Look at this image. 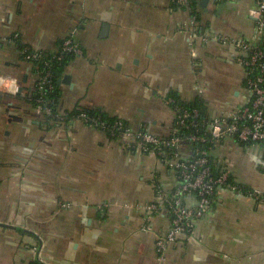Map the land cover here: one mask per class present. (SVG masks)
Wrapping results in <instances>:
<instances>
[{
    "label": "crops",
    "instance_id": "1",
    "mask_svg": "<svg viewBox=\"0 0 264 264\" xmlns=\"http://www.w3.org/2000/svg\"><path fill=\"white\" fill-rule=\"evenodd\" d=\"M192 4L0 0V76L15 78L20 90L0 101V264H264V203L229 190L216 193L192 237L162 255L156 242L170 216L143 206L157 199L155 182L171 191L176 173L79 120L49 128L32 104L39 75L24 47L55 55L71 38L84 55L71 57L59 79L70 77L58 82L62 112L96 110L133 132L168 138L176 121L170 93L202 100L210 119L243 107L236 48L192 45L190 18L214 36L252 38L256 0ZM180 153L189 157L190 149ZM211 156L217 171L228 168L236 183L264 193L262 146L225 138Z\"/></svg>",
    "mask_w": 264,
    "mask_h": 264
},
{
    "label": "built area",
    "instance_id": "2",
    "mask_svg": "<svg viewBox=\"0 0 264 264\" xmlns=\"http://www.w3.org/2000/svg\"><path fill=\"white\" fill-rule=\"evenodd\" d=\"M215 1L228 3L237 0ZM175 3L191 10L192 0H175ZM250 16L255 21L256 33L248 39H230L221 35H211L200 28L196 15L193 14L190 18L192 45H205L211 41H217L223 45H232L237 50L236 63L245 73V87L248 96L244 106L230 115L199 121L200 110H183L176 101L168 100L176 113L175 130L170 137L161 138L144 131L133 132L124 120L118 118L112 126L103 121L100 115L88 116L86 113H81L76 119L70 120V113L60 110L54 113L44 97L41 96L38 99L39 106L36 110L42 117H55L57 118L55 122L61 125L69 120H79L87 126L102 131L109 129L110 134L107 135L126 149L141 151L176 173L177 185L171 191L165 192L161 185L155 182L153 185L157 199L143 206L150 213L165 211L170 216V229L156 242L162 255L169 245L184 236L188 238L194 235L196 221L204 218L211 211L215 195L219 190L240 193L264 203V193L255 189L244 191L245 187L233 180L228 168L214 174L213 165L209 159L214 147L225 138H232L240 144L260 145L264 148V0H256V6L252 9ZM15 40H18V35L10 41ZM65 55L83 56L84 50L69 38L62 42L55 57L61 61ZM191 55L197 56L195 49H192ZM23 56L26 61L33 64L43 59L42 52H36L29 47H24ZM38 75L36 91L42 95L46 87L51 88L53 75L51 71L41 72ZM5 80L13 81L15 87L9 90L0 84V96L18 94L17 80L10 76H0V81ZM202 124L206 126V134L200 133ZM183 128L192 129V131L181 137L179 130ZM196 143L207 146L205 148L195 147ZM183 147L190 149L189 157L181 156L180 149ZM191 196L196 200L194 205L187 203L188 197Z\"/></svg>",
    "mask_w": 264,
    "mask_h": 264
},
{
    "label": "trees",
    "instance_id": "3",
    "mask_svg": "<svg viewBox=\"0 0 264 264\" xmlns=\"http://www.w3.org/2000/svg\"><path fill=\"white\" fill-rule=\"evenodd\" d=\"M193 3H194V0H193ZM194 5H196V4H194ZM194 5L192 4V6H194ZM42 55H43V59L40 61L34 62V67L37 69L38 73L51 71V73L53 75L51 88L46 87V89L44 90L42 95L38 91H36V94L33 97V103L32 104L34 105L35 108H37L39 106L38 105V99L42 96L49 103V105L53 109L54 113H57L60 110V97H61L60 86H59L58 82H59V79L64 72V69H65V66H66L68 60L71 57H73V55H65L64 59L61 61L56 59L55 55H53V54L42 53ZM168 100L176 101L177 105L179 107H181L183 110H188V109L189 110H192V109L200 110L199 121L211 120L210 117L207 115L205 103L200 99H197L196 101L191 102V103H187L184 101H180L178 95H176L175 93H170ZM81 113H86L88 116L100 115L102 117L103 121L108 122V124L110 126H112V124H114L115 119H117V118H111L107 114L102 113V112H97L96 110H76L75 112L69 114L70 120H72L74 118L76 119L79 115H81ZM70 120L68 122H70ZM55 121H57V118H55V117H46V122L48 123V125H50L49 128L53 127V125H51V122H55ZM205 129H206V126H204L202 124V127L200 129V133L206 134ZM190 131H192V129H185V128L180 129L179 135L181 137H183L184 135H186ZM103 132H105L108 135L110 134L109 129H107L106 131H103ZM194 145H195V147H204V148L207 146L206 144H199V143H196ZM209 159L211 160V163L213 165V168H212L213 173L216 174L217 170H216V168H214L215 162L213 161L211 154H210ZM244 187H245L244 191L251 190V188H249L247 186H244ZM213 206H214V202H213ZM35 264H39V263H35Z\"/></svg>",
    "mask_w": 264,
    "mask_h": 264
},
{
    "label": "clouds",
    "instance_id": "4",
    "mask_svg": "<svg viewBox=\"0 0 264 264\" xmlns=\"http://www.w3.org/2000/svg\"><path fill=\"white\" fill-rule=\"evenodd\" d=\"M0 84H2L3 87L8 88L9 90L15 87V83L13 81H0Z\"/></svg>",
    "mask_w": 264,
    "mask_h": 264
},
{
    "label": "water",
    "instance_id": "5",
    "mask_svg": "<svg viewBox=\"0 0 264 264\" xmlns=\"http://www.w3.org/2000/svg\"><path fill=\"white\" fill-rule=\"evenodd\" d=\"M206 2H207V1H206ZM222 8H223V5H219V11L222 10ZM69 80H70V77L67 76V77H65L64 80H60L59 83H60V84H61V83L67 84V83L69 82ZM19 91H20V90H19ZM1 100H2V96H0V101H1Z\"/></svg>",
    "mask_w": 264,
    "mask_h": 264
}]
</instances>
